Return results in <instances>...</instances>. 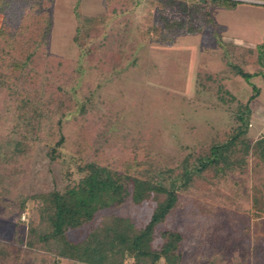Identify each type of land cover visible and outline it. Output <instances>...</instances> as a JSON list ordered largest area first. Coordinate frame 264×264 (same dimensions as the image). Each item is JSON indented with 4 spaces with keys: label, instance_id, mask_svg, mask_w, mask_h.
<instances>
[{
    "label": "trees",
    "instance_id": "16d2710c",
    "mask_svg": "<svg viewBox=\"0 0 264 264\" xmlns=\"http://www.w3.org/2000/svg\"><path fill=\"white\" fill-rule=\"evenodd\" d=\"M240 2L102 0L104 11L87 15L81 1L75 0L72 41L85 55L96 46L122 53L120 49L136 42L171 45L178 35L207 32L209 38L203 35L200 45L206 40L224 49L222 56L233 75L264 79V42L258 44L255 55L248 53L250 48L224 42L226 27L213 15L215 8L233 9ZM54 6L55 0H0V126L8 128L0 133V195L6 193L15 200L0 199L5 204L0 217L17 218L13 240L7 239L4 230L0 232V264H59L62 258L72 264H182V234L164 228L158 230L159 242L155 237L158 224L175 208L178 191L203 190L206 184L214 188L244 170L249 155L264 166V134L255 139L247 134L251 98L238 97L228 82H221L224 96L220 98L234 106L235 126L208 139L201 151L187 153L171 167L151 173L141 144L106 148L97 140L100 130L95 137L92 124L89 131L83 129L86 104L65 94L61 77L54 80L55 71L60 70L56 66L64 62L50 51ZM122 15L127 22L109 42L114 21ZM245 65L252 70L245 71ZM208 77L230 78L215 72ZM37 144L47 147L51 164L62 166L63 186L33 195L12 192L2 183L8 166L32 154ZM128 199L136 204L155 202L141 227L116 212ZM30 201L38 202L37 216L20 221ZM81 227H85L83 233L74 235Z\"/></svg>",
    "mask_w": 264,
    "mask_h": 264
},
{
    "label": "rangeland",
    "instance_id": "374dc122",
    "mask_svg": "<svg viewBox=\"0 0 264 264\" xmlns=\"http://www.w3.org/2000/svg\"><path fill=\"white\" fill-rule=\"evenodd\" d=\"M74 1L55 0L50 51L64 62L56 66L60 70L55 71L54 80L61 77L65 94L86 104L87 119L82 122V128L89 131L87 128L92 124L93 131L96 130L94 136L100 130L101 137L97 140L103 147L129 148L141 144L148 170L160 172L187 153L201 151L207 140L218 132L235 126L234 106L220 98L224 96L219 88L221 82H228L238 97L251 98L250 102L258 106L264 104L262 77L246 80L233 75V69L222 56L224 49L212 41L205 40V45H200L203 35L209 38L207 32L178 35L171 45L156 41L132 42L119 50L122 53L96 46L85 55L72 41ZM80 1L82 12L87 15L104 11L102 0ZM242 1L233 9L215 8L213 15L226 27L224 42L250 48L248 53L255 55L258 44L264 42V0ZM125 17L122 15L114 21L109 42L127 22ZM243 68L252 70L249 65ZM213 72L230 78L211 79L208 75ZM249 121L250 137L255 139L264 134V110L252 109ZM7 129L0 126V133L4 134ZM46 152L45 145L37 144L32 154L14 159L3 177V185L12 192L22 190L26 195L61 188L62 166L51 164ZM247 159L244 170L232 173L214 188L206 184L203 190L178 191V202L158 224L155 237L159 242L158 230L164 228L179 231L183 236L179 248L182 264L239 261L238 264H264V166L253 155ZM0 199L4 203L15 202L6 193ZM4 205L0 201V215ZM37 205V201L28 202L22 213L24 220L21 214L20 221L25 222L30 216L35 218ZM154 205L151 199L139 204L128 199L116 212L130 217L141 227ZM16 220L15 215L0 217V232L4 230L10 241ZM84 230L81 227L74 235ZM126 262L131 261L128 258ZM59 264L72 262L62 258Z\"/></svg>",
    "mask_w": 264,
    "mask_h": 264
},
{
    "label": "crops",
    "instance_id": "0c3cea01",
    "mask_svg": "<svg viewBox=\"0 0 264 264\" xmlns=\"http://www.w3.org/2000/svg\"><path fill=\"white\" fill-rule=\"evenodd\" d=\"M263 79V78H262ZM263 81H264V79H263ZM258 89H257V93H258ZM249 106H250V108L251 109H262V110H264V104H259V106L258 105H255V104H253V102H250L249 103ZM259 136H257V138H258ZM240 262V261H239ZM239 262H236L235 264H238ZM250 264H252V263H250Z\"/></svg>",
    "mask_w": 264,
    "mask_h": 264
},
{
    "label": "built area",
    "instance_id": "2783aa9c",
    "mask_svg": "<svg viewBox=\"0 0 264 264\" xmlns=\"http://www.w3.org/2000/svg\"><path fill=\"white\" fill-rule=\"evenodd\" d=\"M21 218H22V220H24V214H22Z\"/></svg>",
    "mask_w": 264,
    "mask_h": 264
}]
</instances>
